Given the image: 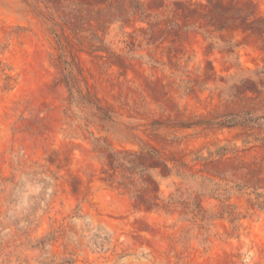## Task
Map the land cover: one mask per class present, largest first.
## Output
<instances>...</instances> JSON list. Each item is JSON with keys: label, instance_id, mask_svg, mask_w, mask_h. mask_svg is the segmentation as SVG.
Returning a JSON list of instances; mask_svg holds the SVG:
<instances>
[{"label": "rangeland", "instance_id": "374dc122", "mask_svg": "<svg viewBox=\"0 0 264 264\" xmlns=\"http://www.w3.org/2000/svg\"><path fill=\"white\" fill-rule=\"evenodd\" d=\"M0 264H264V0H0Z\"/></svg>", "mask_w": 264, "mask_h": 264}]
</instances>
